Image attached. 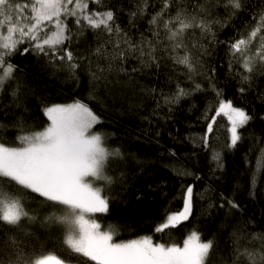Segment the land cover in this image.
<instances>
[{"label":"trees","instance_id":"16d2710c","mask_svg":"<svg viewBox=\"0 0 264 264\" xmlns=\"http://www.w3.org/2000/svg\"><path fill=\"white\" fill-rule=\"evenodd\" d=\"M16 2L23 4L27 0ZM104 2L114 6L116 23L138 39L137 28H131L128 21L139 0ZM201 2L214 4L215 0ZM222 3L207 12L210 20L220 21L212 26L215 40L210 35L202 37L199 29L190 33L188 42L190 46L198 45L192 53L199 60L191 79L183 66L165 57L159 67L128 75L105 73V79L94 80L93 52L99 41L90 29L80 33L73 21L71 50L80 58L74 75L58 60L51 61L32 51L21 54L28 45H19L8 58L16 66L14 78L0 92V141L15 144L18 135L43 130L50 123L44 114L46 106L77 100L87 103L102 120L92 130L105 135L106 147L118 148L121 153L109 159L106 169L113 183L103 185L98 181L109 201L106 213L92 216L101 230L114 228V241L150 236L154 243L169 246H183L195 230L201 241L216 242L211 264H231L236 248L258 246L259 241L250 244L251 237L264 233V166H258L264 154V69L244 73L236 61L230 67L228 42L239 38L245 26L254 25L252 17L264 9V0H247L248 6L231 18V9H225ZM151 4L156 7L150 6L138 25L146 27L150 15L159 10V0H151ZM89 8L104 10L91 2ZM25 14L30 12L26 10ZM242 75H249V80L244 81ZM177 84L189 94L174 104H165L164 97L173 95ZM221 100L231 101L251 117L238 130L241 140L235 147L230 146L231 124L223 114L216 116L213 132L207 135V143L204 140L209 123L206 116L216 115ZM217 154L218 160L214 159ZM189 185L194 193L189 219L164 232H155L167 214L183 209ZM18 194L37 220L23 221L19 230L0 224V244L6 236L15 234L28 254L52 253L74 264L87 261L67 248L61 226L43 224L45 216L60 208L53 209L49 202L29 191L20 189ZM229 200L239 208L230 207Z\"/></svg>","mask_w":264,"mask_h":264},{"label":"snow or ice","instance_id":"6c2138e0","mask_svg":"<svg viewBox=\"0 0 264 264\" xmlns=\"http://www.w3.org/2000/svg\"><path fill=\"white\" fill-rule=\"evenodd\" d=\"M89 2L104 10L90 9ZM221 3L222 0H215L214 4L201 0H159V10L150 15L145 27L137 21L148 15L150 6L155 8L156 5L151 4V0H139L136 10L129 13L128 24L137 28L139 36L134 39L128 29L116 23L114 6L104 0H27L23 4L16 0H0V92L14 78L16 66L8 58L22 44L28 46L21 54L29 51L42 54L51 61L62 62L75 74L80 67V58L71 50L75 34L70 21L80 33L85 29L94 31L99 41L93 52L96 57V70L92 72L94 80L105 79V73L128 75L159 67L165 57L174 65L183 66L185 75L191 79L197 72L199 60L192 53L198 45L190 46L188 42L190 33L199 29L202 37L210 35L215 40L212 26L220 21L210 20L207 12ZM222 6L231 9V18L248 4L247 0H223ZM26 10L30 14H25ZM252 19L254 25L245 26L239 38L228 42L232 58L229 66L236 61L248 74L258 68L264 69V9ZM249 78V75H242L244 81ZM196 89H200L199 84ZM188 94L177 84L176 92L165 96L163 102L174 104ZM13 95H16L15 91ZM215 111V116H206L209 123L205 143L207 135L213 132L216 116L223 114L231 124L230 146L235 147L241 140L238 130L251 117L242 108L234 107L231 101L221 100ZM44 114L50 123L43 130L18 135L15 144L0 141V224L19 230L23 221L36 222L37 215L25 207L23 197L18 194L23 189L37 194L53 209H61L45 216L43 224L61 226L65 230L67 248L94 264H211L217 250L216 242L212 239L201 241L195 230L183 246L153 243L150 236L114 241L117 234L114 228L110 226L101 231V225L94 218H86L88 214L108 211V198L97 181L103 185L113 183V177L107 175L106 169L109 159L121 153L118 148L110 150L105 146L103 133L91 131L102 120L87 103L77 100L68 105L53 104L44 108ZM214 159L218 160L219 154ZM258 166H264V154ZM193 195V187L189 185L184 192L183 209L167 214L155 227V232H164L187 221L192 214ZM227 203L232 208H239L232 200ZM255 241H259L258 246L236 248L231 264H264V233L253 234L250 244ZM0 264L70 262L52 253L28 254L14 234L6 236L0 244Z\"/></svg>","mask_w":264,"mask_h":264},{"label":"rangeland","instance_id":"374dc122","mask_svg":"<svg viewBox=\"0 0 264 264\" xmlns=\"http://www.w3.org/2000/svg\"><path fill=\"white\" fill-rule=\"evenodd\" d=\"M72 104V103H71ZM63 105H68V104H63ZM234 106V105H233ZM234 107H236V106H234ZM244 110V109H243ZM245 111V110H244ZM246 112V111H245ZM247 114V113H246ZM91 131H93V130H91ZM93 132H95V131H93ZM91 179V178H90ZM97 184H98V181H97ZM99 185V184H98ZM93 216V214H88L87 216H86V218H88V217H91V218H93L92 217ZM97 222V221H96ZM98 223V222H97ZM101 231H103V230H101ZM154 243V242H153ZM70 264H74V263H70Z\"/></svg>","mask_w":264,"mask_h":264}]
</instances>
